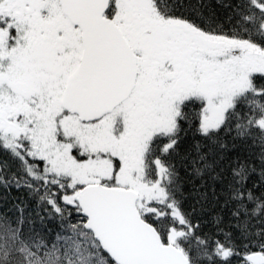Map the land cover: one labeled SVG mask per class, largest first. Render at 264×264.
<instances>
[{
	"label": "snow or ice",
	"instance_id": "obj_1",
	"mask_svg": "<svg viewBox=\"0 0 264 264\" xmlns=\"http://www.w3.org/2000/svg\"><path fill=\"white\" fill-rule=\"evenodd\" d=\"M229 7L0 0V188L35 201L2 218L0 264H264V0ZM188 132L200 210L211 187L235 233L184 210Z\"/></svg>",
	"mask_w": 264,
	"mask_h": 264
},
{
	"label": "trees",
	"instance_id": "obj_2",
	"mask_svg": "<svg viewBox=\"0 0 264 264\" xmlns=\"http://www.w3.org/2000/svg\"><path fill=\"white\" fill-rule=\"evenodd\" d=\"M191 2L194 4L202 3L204 5L202 11L204 12L205 17L208 15H214L219 22H226L231 13L229 5L233 3V0H191ZM197 22H199V20ZM199 140H201L199 135H193L191 132H188L187 134L182 133L179 147L177 149L178 154L173 161L177 166L181 180L184 184V210L192 213V209L195 207L196 211L192 213V218L194 222L200 225V234L217 233V226L214 222V218L218 215L223 217V222L220 227L225 229V231L231 230L235 233V229L231 228L230 211L228 208L223 207V197H220L219 202L215 201L212 198L211 187L200 189L201 191H207L209 196V203L203 212H201L200 205L197 203V196L194 188H199L200 180L191 174V166L186 157H188L189 154L195 155L194 146ZM249 154V149L245 146H238L230 153L233 157L240 156L241 158H246ZM0 159H7V154L0 152ZM255 163L258 165L259 161H255ZM13 168H15V165H13ZM259 180V176L254 174L252 180L249 182V186H251L253 181L259 183ZM259 191L260 190L257 189L258 193ZM217 192H219V188H217ZM20 200H25L30 208L35 206L34 199L29 197L27 191L23 189L17 190L14 186L10 191L0 188V223L4 222L2 218L5 216L11 218L13 221L15 220V206ZM72 219L73 222H75L77 217L74 216ZM39 227L40 225L37 224L36 228L39 229ZM47 229H51L52 231L49 232ZM47 229L43 233L44 238L49 242L54 241L56 232L59 231V222L54 220L49 221L47 223ZM217 238L223 239L222 236H217Z\"/></svg>",
	"mask_w": 264,
	"mask_h": 264
}]
</instances>
